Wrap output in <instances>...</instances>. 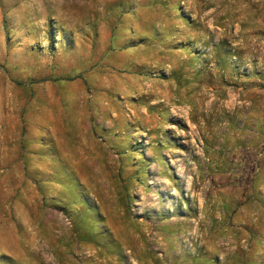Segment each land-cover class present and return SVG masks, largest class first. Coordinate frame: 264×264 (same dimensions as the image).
<instances>
[{"label":"rangeland","instance_id":"rangeland-1","mask_svg":"<svg viewBox=\"0 0 264 264\" xmlns=\"http://www.w3.org/2000/svg\"><path fill=\"white\" fill-rule=\"evenodd\" d=\"M0 264H264V0H0Z\"/></svg>","mask_w":264,"mask_h":264}]
</instances>
